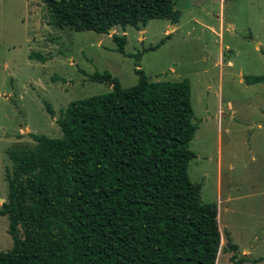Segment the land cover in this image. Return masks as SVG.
Listing matches in <instances>:
<instances>
[{"label":"trees","instance_id":"1","mask_svg":"<svg viewBox=\"0 0 264 264\" xmlns=\"http://www.w3.org/2000/svg\"><path fill=\"white\" fill-rule=\"evenodd\" d=\"M45 5L50 25L76 32L142 31L151 20L180 18L173 0ZM112 38L123 53L125 35ZM135 73L127 88L108 71L88 75L111 90L70 102L57 119L60 138L31 134L30 148L8 149L0 215L12 247L0 251V264H216L228 251L231 264L248 261L237 257L228 231L221 247L217 204L202 202L201 185L188 176L197 130L189 80L152 82ZM243 80L264 84V76Z\"/></svg>","mask_w":264,"mask_h":264},{"label":"rangeland","instance_id":"2","mask_svg":"<svg viewBox=\"0 0 264 264\" xmlns=\"http://www.w3.org/2000/svg\"><path fill=\"white\" fill-rule=\"evenodd\" d=\"M173 2L172 32L170 22L151 20L144 32L97 34L53 27L45 0H0V207L8 149L30 148L31 134L60 138L57 119L70 102L111 90L88 75L108 71L123 88L137 83L138 69L152 82L188 79L197 125L188 176L202 202L217 204L221 247L228 231L244 264H264V84L243 80L264 76V0ZM113 34L125 35L123 53ZM7 229L0 215L3 252L12 247ZM231 255L219 253L216 264H231Z\"/></svg>","mask_w":264,"mask_h":264},{"label":"crops","instance_id":"3","mask_svg":"<svg viewBox=\"0 0 264 264\" xmlns=\"http://www.w3.org/2000/svg\"><path fill=\"white\" fill-rule=\"evenodd\" d=\"M165 21H168V20H165ZM169 22V21H168ZM175 25L176 24H172V25H169V27H168V30L167 31H173L174 29H175ZM145 29V28H144ZM143 31V30H142ZM144 32V31H143ZM219 192H220V189H219Z\"/></svg>","mask_w":264,"mask_h":264},{"label":"water","instance_id":"4","mask_svg":"<svg viewBox=\"0 0 264 264\" xmlns=\"http://www.w3.org/2000/svg\"><path fill=\"white\" fill-rule=\"evenodd\" d=\"M109 32H111V31L109 30Z\"/></svg>","mask_w":264,"mask_h":264}]
</instances>
